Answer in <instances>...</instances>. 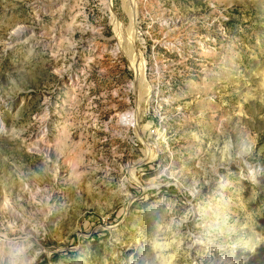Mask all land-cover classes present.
<instances>
[{"label": "rangeland", "instance_id": "1", "mask_svg": "<svg viewBox=\"0 0 264 264\" xmlns=\"http://www.w3.org/2000/svg\"><path fill=\"white\" fill-rule=\"evenodd\" d=\"M0 122V264H264V0H0Z\"/></svg>", "mask_w": 264, "mask_h": 264}, {"label": "bare ground", "instance_id": "2", "mask_svg": "<svg viewBox=\"0 0 264 264\" xmlns=\"http://www.w3.org/2000/svg\"><path fill=\"white\" fill-rule=\"evenodd\" d=\"M132 30L135 32V26L137 25V10L134 8V6H132ZM115 25H116V28L118 31H120V29L122 28V24L119 23L118 21H115ZM122 36V35H121ZM121 39V38H120ZM130 42V41H129ZM132 42H135V38L132 39ZM132 48V46H131ZM127 49V48H126ZM130 50V49H128ZM124 51V49H123ZM137 51V50H136ZM135 51V52H136ZM127 52V50L125 51ZM128 53V52H127ZM125 54V53H124ZM129 54V53H128ZM130 55V54H129ZM134 55V53H133ZM133 55H132V58H133ZM135 59L133 61V68L135 69V71L139 70V64L141 63V58L140 56H137V54L134 56ZM131 58V59H132ZM67 76V75H66ZM72 79V78H71ZM138 113H134L133 115H124L122 116V123L124 124H128L129 126H137L138 124V117H137ZM136 124V125H135ZM0 128H3V125H2V122H0ZM2 130V129H1ZM38 151V150H37ZM150 151V150H149ZM151 152V151H150ZM151 155V154H150Z\"/></svg>", "mask_w": 264, "mask_h": 264}]
</instances>
